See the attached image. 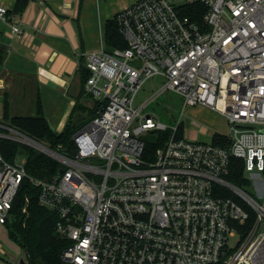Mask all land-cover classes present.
<instances>
[{
	"label": "built area",
	"instance_id": "2783aa9c",
	"mask_svg": "<svg viewBox=\"0 0 264 264\" xmlns=\"http://www.w3.org/2000/svg\"><path fill=\"white\" fill-rule=\"evenodd\" d=\"M10 1L0 0V22L21 38L19 0ZM116 20L127 48L108 51L104 39L82 55L84 91L99 106L73 136L76 157L39 150L64 167L51 180L4 158L2 139L36 144L0 116V224L28 179L58 216L66 264H264V0H134ZM156 76L184 108L227 120L229 132L215 134L222 144L190 142L179 137L181 122L169 128L144 116L146 105L135 108ZM168 130L145 157L144 135ZM233 161L243 187L230 179Z\"/></svg>",
	"mask_w": 264,
	"mask_h": 264
},
{
	"label": "trees",
	"instance_id": "16d2710c",
	"mask_svg": "<svg viewBox=\"0 0 264 264\" xmlns=\"http://www.w3.org/2000/svg\"><path fill=\"white\" fill-rule=\"evenodd\" d=\"M28 4L27 1L19 0L12 14L23 13ZM104 31L108 51L127 48V44L119 32L116 15L113 19L105 22ZM7 55V50L0 41V80ZM82 66V91L77 97L69 124L64 131H54L47 121L40 86L36 76L30 74L14 76L11 89L4 93L3 123L49 149L74 159L77 154V147L73 141V136L95 118L99 106L93 101L90 107L83 103V99L89 97L85 94L84 86L90 73L83 64ZM0 131L6 132L3 129ZM153 134H155V138L152 141H145V157L152 156L172 135L170 130L153 132ZM181 136L180 133L179 137ZM213 142L222 144L221 138L217 135L213 137ZM1 151L4 158L10 163H15L18 155L26 152L25 169L27 174L35 179L49 181L64 169L59 162L44 153L15 141L2 139ZM241 164V161H233L230 179L243 187V167ZM25 209L26 212H24ZM57 220L58 216L55 213L39 204V189L28 179H24L14 201L13 209L4 224L10 241L17 245L21 251L22 257L19 264H66L63 260V254L68 243L56 233Z\"/></svg>",
	"mask_w": 264,
	"mask_h": 264
},
{
	"label": "crops",
	"instance_id": "0c3cea01",
	"mask_svg": "<svg viewBox=\"0 0 264 264\" xmlns=\"http://www.w3.org/2000/svg\"><path fill=\"white\" fill-rule=\"evenodd\" d=\"M95 1L98 4L100 0ZM84 2L85 0H64L47 5L30 2L33 4L29 3L23 13L15 16V22L24 30L21 38L13 35L10 27L4 24L9 29L11 39L5 38L1 33L0 41L5 48L11 46L12 50L7 52L0 80V96L3 100L4 93L12 87L14 76L30 74L36 76L40 86L45 116L47 102H54L57 107H62L66 100L71 102V115L82 91V55L98 50L105 38L103 24L99 27L100 39L97 36L95 39L78 41L76 35L70 36L67 33L66 27L70 19L74 18L78 7L81 13ZM13 44L17 47H13ZM28 46L29 49L25 51ZM202 109L215 113L207 108ZM9 242L6 228L0 224V249L5 251Z\"/></svg>",
	"mask_w": 264,
	"mask_h": 264
},
{
	"label": "rangeland",
	"instance_id": "374dc122",
	"mask_svg": "<svg viewBox=\"0 0 264 264\" xmlns=\"http://www.w3.org/2000/svg\"><path fill=\"white\" fill-rule=\"evenodd\" d=\"M133 1L100 0L97 4L95 0H85L81 13H79L80 9L78 7L75 10L74 18L70 19L66 31L70 36L76 35L78 41L95 39L97 36L100 39V24L104 26L107 20L113 19L119 11L132 5ZM10 3L13 6L15 1L11 0ZM8 31V27L0 22V33H3L6 36L5 38L10 40ZM9 40L7 41L10 44ZM13 47L16 48L17 46L13 44ZM28 49L29 46L25 48V51ZM164 84L165 80L160 76L147 80L137 93L134 102L135 108L146 105L142 114L153 117L156 122H160L169 128L175 127L181 122L180 133L190 142L209 144L213 141V136L216 133L227 134L229 132V124L221 115L208 113L202 109L204 107L200 106L184 108L183 98L179 94L172 91L162 92ZM83 103L88 107L92 106V100L89 97L84 98ZM70 104L71 102L66 100L62 107H57L54 102H47L46 118L54 131H64L67 128L70 121ZM2 108L3 98L0 96V112ZM154 138L155 134L150 131L144 135L143 140L152 141ZM33 149L39 151L36 148ZM26 160V152L18 155L17 161L19 164H24ZM246 192L255 198L257 197L253 188L247 189ZM236 242L237 239H234L231 245L235 246ZM5 247V251L0 249V264H19L22 256L18 246L9 242Z\"/></svg>",
	"mask_w": 264,
	"mask_h": 264
},
{
	"label": "water",
	"instance_id": "95a60500",
	"mask_svg": "<svg viewBox=\"0 0 264 264\" xmlns=\"http://www.w3.org/2000/svg\"><path fill=\"white\" fill-rule=\"evenodd\" d=\"M33 141H34V144H36V145L32 146L33 148H37L38 150H40V151H42V152H44L45 154H48V155H60L59 153H57V152L49 149L48 147L36 142L35 140H33ZM37 145H39L43 149H39L40 147L37 146Z\"/></svg>",
	"mask_w": 264,
	"mask_h": 264
}]
</instances>
